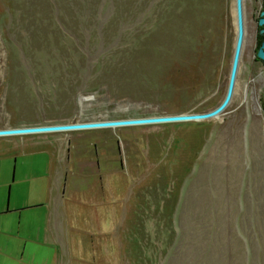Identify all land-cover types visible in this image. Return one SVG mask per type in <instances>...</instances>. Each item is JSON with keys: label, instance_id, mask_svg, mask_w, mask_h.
I'll return each mask as SVG.
<instances>
[{"label": "rangeland", "instance_id": "obj_1", "mask_svg": "<svg viewBox=\"0 0 264 264\" xmlns=\"http://www.w3.org/2000/svg\"><path fill=\"white\" fill-rule=\"evenodd\" d=\"M264 0L216 117L0 136V264H264ZM235 0H0V128L208 111Z\"/></svg>", "mask_w": 264, "mask_h": 264}, {"label": "water", "instance_id": "obj_2", "mask_svg": "<svg viewBox=\"0 0 264 264\" xmlns=\"http://www.w3.org/2000/svg\"><path fill=\"white\" fill-rule=\"evenodd\" d=\"M235 12H236L237 30H236V39L234 44V51L232 56L227 90L222 101L214 108L208 111L194 112V113H179L172 115H159V116H148V117H138V118L0 128V136L28 134V133L60 132V131H71V130H81V129H93V128H101V127L155 124V123H166V122H176V121H186V120H201V119H207L218 116V114L221 113L227 107L233 95L235 79L237 75L239 59L243 44V37H244L243 0H235ZM263 25H264V9L260 12V17L258 19V26H263ZM258 33L264 35V28H260L258 30ZM256 55L260 59L264 60V39L262 40Z\"/></svg>", "mask_w": 264, "mask_h": 264}, {"label": "flooded vegetation", "instance_id": "obj_3", "mask_svg": "<svg viewBox=\"0 0 264 264\" xmlns=\"http://www.w3.org/2000/svg\"><path fill=\"white\" fill-rule=\"evenodd\" d=\"M260 17V16H259ZM259 19V18H258ZM260 28H264V25L263 26H259V29ZM261 35V34H260ZM264 37V35H262ZM262 42V41H261ZM33 126H37V125H33ZM102 128V127H101Z\"/></svg>", "mask_w": 264, "mask_h": 264}, {"label": "trees", "instance_id": "obj_4", "mask_svg": "<svg viewBox=\"0 0 264 264\" xmlns=\"http://www.w3.org/2000/svg\"><path fill=\"white\" fill-rule=\"evenodd\" d=\"M261 38L264 39V37L261 35Z\"/></svg>", "mask_w": 264, "mask_h": 264}]
</instances>
